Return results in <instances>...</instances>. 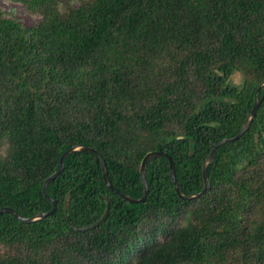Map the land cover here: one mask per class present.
Listing matches in <instances>:
<instances>
[{
	"label": "trees",
	"instance_id": "trees-1",
	"mask_svg": "<svg viewBox=\"0 0 264 264\" xmlns=\"http://www.w3.org/2000/svg\"><path fill=\"white\" fill-rule=\"evenodd\" d=\"M9 1L38 20L0 8V209L51 211L44 182L77 145L133 199L158 151L183 195L204 189V161L240 132L264 81V0ZM146 177L133 204L98 155H69L47 188L55 214L0 215V264H264V101L217 152L205 194L180 199L166 157ZM108 205L104 224L72 228Z\"/></svg>",
	"mask_w": 264,
	"mask_h": 264
},
{
	"label": "water",
	"instance_id": "water-1",
	"mask_svg": "<svg viewBox=\"0 0 264 264\" xmlns=\"http://www.w3.org/2000/svg\"><path fill=\"white\" fill-rule=\"evenodd\" d=\"M262 89H264V81L262 82V84L260 85L258 91L256 92L255 105H254L252 111L249 113V115H248L246 121L244 122V125H243L242 129L240 130V132L234 137L225 138V139L221 140L220 142H218L213 147V149L211 150L208 158L204 161V163H203L204 189L200 193H197V194H194V195H190V196L183 195L182 192H181V189H180L179 182L177 180L174 161L172 160V158L170 156L164 154L163 152H159L158 151V152L148 153L144 157V159H143V161L141 163L140 172H141V177H142V182H143V185H144L145 192H144V195H143V197L141 199H133V198H131V197H129V196L123 194V193H120L118 190H116L113 187V185H111V183L109 181V178H108L107 164H106L103 156L98 151H96L95 149L83 146V145H77L76 147H73V148L67 150L62 155V157L60 159L59 169L55 173H53L51 176H49L44 182L43 194L53 204V208H52L51 211L46 212V213L40 212V213H37L36 215H34L32 217L25 218V217L21 216L19 213H17L16 211H14L13 209L1 208L0 209V215L3 214V213H9V214H12L19 221H21L23 223H26V224H31V223L42 221L45 218L50 217L53 214H55L56 211H57V202L54 199H52L47 194V188L58 176H60L62 174V172L64 170L65 159L69 155L74 154V153H94V154L98 155V157L100 158V161H101L102 172H103V177H104L105 183L108 185V187L112 191H114L115 193L121 195L124 199H126L130 203L139 204V203H142L147 198L148 193H149V187H148L147 177H146V165H147V162L149 160H151L153 158H157V157H166L169 160L171 176H172V180H173V183H174L175 191H176L178 197L180 199H182V200H185V201L198 198L201 195L205 194L210 188V180H209V177H208V170H209L210 165L215 160L216 154L219 151V149L222 146L226 145V144L238 141L251 128V126H252V124L254 122V119L256 117L257 111H258L259 107L261 106L262 102L264 101V93H263V96H262L261 99H259V97H258L259 92ZM108 215H109V205H108V207L106 209L105 214L103 215V217L101 218V220L99 222H97V223H95V224H93L91 226L84 227V228H78V227H75V226H72V228L74 230L78 231V232H86L88 230L95 229V228H97L100 225L105 223V221L108 218Z\"/></svg>",
	"mask_w": 264,
	"mask_h": 264
},
{
	"label": "rangeland",
	"instance_id": "rangeland-1",
	"mask_svg": "<svg viewBox=\"0 0 264 264\" xmlns=\"http://www.w3.org/2000/svg\"><path fill=\"white\" fill-rule=\"evenodd\" d=\"M0 8L12 14L13 16L18 17L27 26L36 24L38 20L37 17L28 14L20 4L11 2L9 0H0ZM239 80L240 79L237 77L236 82L239 83ZM8 147V143H0V158L6 156ZM235 163L240 164V161L237 160Z\"/></svg>",
	"mask_w": 264,
	"mask_h": 264
}]
</instances>
